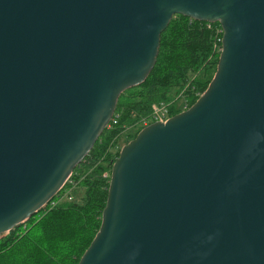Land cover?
I'll list each match as a JSON object with an SVG mask.
<instances>
[{"label":"water","instance_id":"1","mask_svg":"<svg viewBox=\"0 0 264 264\" xmlns=\"http://www.w3.org/2000/svg\"><path fill=\"white\" fill-rule=\"evenodd\" d=\"M177 15L220 25L215 74L121 148L78 264H264V0H0V238L64 188Z\"/></svg>","mask_w":264,"mask_h":264},{"label":"trees","instance_id":"2","mask_svg":"<svg viewBox=\"0 0 264 264\" xmlns=\"http://www.w3.org/2000/svg\"><path fill=\"white\" fill-rule=\"evenodd\" d=\"M221 39L218 23L172 18L152 71L120 95L113 120L69 182L44 210L0 238V264H78L100 228L121 148L144 128L154 106H169L172 117L194 105L215 74ZM76 189L83 190L79 201L73 197Z\"/></svg>","mask_w":264,"mask_h":264},{"label":"built area","instance_id":"3","mask_svg":"<svg viewBox=\"0 0 264 264\" xmlns=\"http://www.w3.org/2000/svg\"><path fill=\"white\" fill-rule=\"evenodd\" d=\"M187 108L186 106L182 109V112L183 111H186ZM171 118L170 116V111H169V106L167 105H164V104H161L159 106H154L153 109H152V113H151V116L149 117L148 120H144L142 122V126L143 127H146L148 126L149 124H152V123H166L169 119ZM113 120V119H112ZM111 120V121H112ZM69 182V181H68ZM64 198V197H63ZM53 201V200H52ZM51 201V202H52ZM50 202V203H51ZM49 203V204H50Z\"/></svg>","mask_w":264,"mask_h":264},{"label":"rangeland","instance_id":"4","mask_svg":"<svg viewBox=\"0 0 264 264\" xmlns=\"http://www.w3.org/2000/svg\"><path fill=\"white\" fill-rule=\"evenodd\" d=\"M83 196V190H80V189H76L73 191V197H74V200H80L81 197ZM44 210V209H43Z\"/></svg>","mask_w":264,"mask_h":264}]
</instances>
